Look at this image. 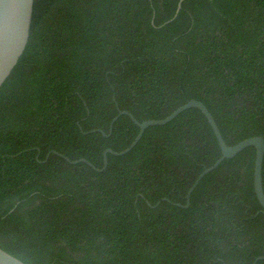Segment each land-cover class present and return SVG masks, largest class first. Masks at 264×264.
I'll return each instance as SVG.
<instances>
[{
	"label": "trees",
	"instance_id": "1",
	"mask_svg": "<svg viewBox=\"0 0 264 264\" xmlns=\"http://www.w3.org/2000/svg\"><path fill=\"white\" fill-rule=\"evenodd\" d=\"M35 0L0 88V247L27 264H254L264 256V0ZM59 154H58V153ZM87 159V162L68 161ZM95 167V168H94ZM264 186V164H263ZM257 264H264L260 259Z\"/></svg>",
	"mask_w": 264,
	"mask_h": 264
},
{
	"label": "water",
	"instance_id": "2",
	"mask_svg": "<svg viewBox=\"0 0 264 264\" xmlns=\"http://www.w3.org/2000/svg\"><path fill=\"white\" fill-rule=\"evenodd\" d=\"M183 1L184 0L180 1L178 10L180 9L181 3ZM34 7L35 0H0V88L4 84L6 79L10 76L15 66L19 62L21 56L23 55L24 51L26 50L31 36ZM191 107L199 108L208 119V122L212 126L219 142V145L222 149V155L216 160L213 165L206 167L203 172L199 174L197 180L192 185L187 194L186 204L181 206L188 207L190 205L191 194L196 188V186L206 174L216 169L223 162V160H225L226 158L235 157L238 153H240L242 150L249 146H255L256 159L254 169V185L258 200L264 209V136H253L246 138L235 145H228L209 108L198 99H190L188 102L178 107L171 114L162 119H148L144 121H139L131 112L127 110H120L119 114L114 118L111 128L113 127L114 122L119 118L120 115L126 114L129 115L131 119L135 122V124L139 126L140 131L134 141L126 149L117 152L112 148H108L104 153V165L102 168L97 170L102 171L107 168L108 153H112L114 155H123L129 152L139 142L145 130L149 126L164 125L173 120L175 117H177L181 112ZM66 159L73 163L87 162L92 165V163H90L85 158H81L74 161L70 160L68 157ZM260 259H264V256L258 257L255 260L254 264H257ZM0 264L27 263L0 247Z\"/></svg>",
	"mask_w": 264,
	"mask_h": 264
}]
</instances>
